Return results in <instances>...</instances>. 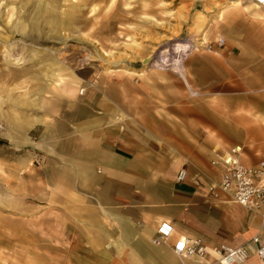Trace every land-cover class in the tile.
Instances as JSON below:
<instances>
[{
	"label": "crops",
	"instance_id": "1",
	"mask_svg": "<svg viewBox=\"0 0 264 264\" xmlns=\"http://www.w3.org/2000/svg\"><path fill=\"white\" fill-rule=\"evenodd\" d=\"M259 18L264 22V13ZM187 50L174 67L181 81L169 72L157 81L136 70L134 80L106 82L102 95L66 97L36 125L34 149L22 161V191L46 215L66 217L78 262L219 264L215 247L264 239L257 214L206 191L217 180L210 161L219 149L238 146L249 165L264 150V80L246 70L252 73L240 88L227 49ZM181 167L186 177L176 182ZM160 221L173 233L154 245ZM178 236L200 238L204 256L178 259L170 250ZM247 247L242 264H258L254 245Z\"/></svg>",
	"mask_w": 264,
	"mask_h": 264
},
{
	"label": "rangeland",
	"instance_id": "2",
	"mask_svg": "<svg viewBox=\"0 0 264 264\" xmlns=\"http://www.w3.org/2000/svg\"><path fill=\"white\" fill-rule=\"evenodd\" d=\"M252 2L0 0V264H84L68 246L66 217L46 215L22 191L36 125L66 97L102 95L106 82L134 80L136 70L181 81L174 59L183 44L186 55L227 49L240 88L246 70L264 80V11Z\"/></svg>",
	"mask_w": 264,
	"mask_h": 264
},
{
	"label": "built area",
	"instance_id": "3",
	"mask_svg": "<svg viewBox=\"0 0 264 264\" xmlns=\"http://www.w3.org/2000/svg\"><path fill=\"white\" fill-rule=\"evenodd\" d=\"M260 8L264 9V0H253ZM216 46H222L224 40L220 37L215 40ZM210 49V45L206 46ZM81 93V91H79ZM240 148L228 146L219 149L215 158L210 163L218 167L217 180L207 185V195L213 199L218 194H223L224 202L236 203L248 211L257 214L264 220V150L259 152L256 164L249 165L240 161ZM186 177L183 167L179 168L174 180L180 182ZM194 186H199L197 178L192 179ZM173 233V227L168 221H160L155 228V235L150 239L154 245L165 243ZM247 244L254 245L253 253L258 259V264H264V239L253 235L250 239L236 247L219 245L214 248L219 264H242L250 254ZM171 252L180 260L196 257L202 258L206 253L203 241L198 237L178 236L170 245Z\"/></svg>",
	"mask_w": 264,
	"mask_h": 264
},
{
	"label": "bare ground",
	"instance_id": "4",
	"mask_svg": "<svg viewBox=\"0 0 264 264\" xmlns=\"http://www.w3.org/2000/svg\"><path fill=\"white\" fill-rule=\"evenodd\" d=\"M182 47H183V49H182ZM190 46H189V44L187 45V44H183V45H180V48H181V53H185V51H186V49H188ZM185 48V49H184ZM183 50H185V51H183ZM188 51V50H187ZM177 52H178V55H177V58L176 59H174V65H176V67L178 66H180V63H181V57H182V55H180V51H178V49H177ZM163 57V56H162ZM173 59V58H172ZM177 67V68H178Z\"/></svg>",
	"mask_w": 264,
	"mask_h": 264
}]
</instances>
